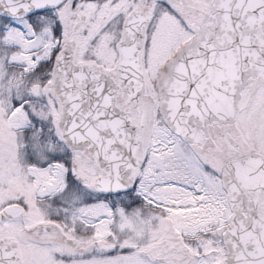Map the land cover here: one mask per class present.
<instances>
[{"label":"snow or ice","instance_id":"obj_1","mask_svg":"<svg viewBox=\"0 0 264 264\" xmlns=\"http://www.w3.org/2000/svg\"><path fill=\"white\" fill-rule=\"evenodd\" d=\"M0 264H264V0H0Z\"/></svg>","mask_w":264,"mask_h":264}]
</instances>
